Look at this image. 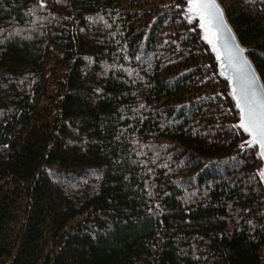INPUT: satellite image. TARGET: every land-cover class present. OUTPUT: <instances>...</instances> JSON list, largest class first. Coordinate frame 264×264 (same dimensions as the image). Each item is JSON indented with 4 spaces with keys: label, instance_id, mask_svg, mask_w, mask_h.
Instances as JSON below:
<instances>
[{
    "label": "trees",
    "instance_id": "16d2710c",
    "mask_svg": "<svg viewBox=\"0 0 264 264\" xmlns=\"http://www.w3.org/2000/svg\"><path fill=\"white\" fill-rule=\"evenodd\" d=\"M264 88V0H216ZM264 264V190L177 0H0V264Z\"/></svg>",
    "mask_w": 264,
    "mask_h": 264
},
{
    "label": "water",
    "instance_id": "95a60500",
    "mask_svg": "<svg viewBox=\"0 0 264 264\" xmlns=\"http://www.w3.org/2000/svg\"><path fill=\"white\" fill-rule=\"evenodd\" d=\"M212 2V0H209ZM180 13L185 22L194 30L196 37L209 59V63L215 78L222 85V93L227 100L233 117L234 127L241 136V144L246 149L253 151L257 160V173L264 190V177H261L260 172L264 170V159L261 158V149L258 145L249 147L251 136L239 128L241 122L240 107L237 106V101L244 106V94H248V99L251 100L253 94L255 102L253 107L259 110V105L264 103V88L255 72L251 62L248 59V51L240 46L233 31L226 21L225 15L214 0L215 6L222 12V19L219 26L215 21H211L208 30L202 26L203 22L197 12L189 11L190 0H179ZM213 43H208L205 36ZM242 50L243 56H237V51ZM219 55V59L217 56ZM9 262L8 264H10Z\"/></svg>",
    "mask_w": 264,
    "mask_h": 264
},
{
    "label": "snow or ice",
    "instance_id": "6c2138e0",
    "mask_svg": "<svg viewBox=\"0 0 264 264\" xmlns=\"http://www.w3.org/2000/svg\"><path fill=\"white\" fill-rule=\"evenodd\" d=\"M189 11L197 12L200 16V20L203 22L202 26L205 30H208L209 23L215 21L217 26L222 19V12L215 6L214 0H190ZM208 43H213L212 40L205 36ZM237 56H243V51L239 50L236 53ZM219 55L217 59H219ZM255 102V96L251 100L248 99V94H244V106H241V102L237 101V106L241 111V122L238 125L239 128L251 136V141L248 146L258 145L261 151V158L264 159V103L259 105V110L253 107ZM261 177H264V170L260 172Z\"/></svg>",
    "mask_w": 264,
    "mask_h": 264
},
{
    "label": "rangeland",
    "instance_id": "374dc122",
    "mask_svg": "<svg viewBox=\"0 0 264 264\" xmlns=\"http://www.w3.org/2000/svg\"><path fill=\"white\" fill-rule=\"evenodd\" d=\"M177 4H178V8H180V3H179V0H177ZM179 11H180V9H179ZM181 14V13H180ZM182 16V15H181ZM193 30V29H192ZM194 31V30H193ZM213 73V72H212ZM214 75V74H213ZM220 86H221V91H222V85L220 84ZM224 96V95H223ZM225 98V97H224ZM227 101V100H226ZM228 104V103H227ZM228 107H229V105H228ZM229 109H230V107H229ZM231 111V110H230ZM231 114H232V112H231ZM241 137V136H240ZM242 139V138H241ZM244 147V146H243Z\"/></svg>",
    "mask_w": 264,
    "mask_h": 264
}]
</instances>
